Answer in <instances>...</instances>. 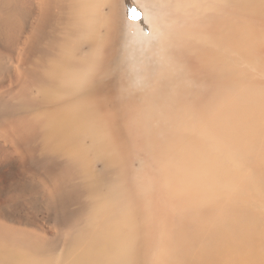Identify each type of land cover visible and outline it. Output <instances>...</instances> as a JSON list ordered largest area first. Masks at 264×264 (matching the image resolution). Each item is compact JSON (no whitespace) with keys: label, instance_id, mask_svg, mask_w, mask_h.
<instances>
[{"label":"bare ground","instance_id":"1","mask_svg":"<svg viewBox=\"0 0 264 264\" xmlns=\"http://www.w3.org/2000/svg\"><path fill=\"white\" fill-rule=\"evenodd\" d=\"M112 1L0 0V210L20 202L27 179L48 185L53 214L51 229L30 222L37 230L21 235L22 220L0 213V264H264V87L218 55L248 48L264 61V0H226L244 21L220 20L208 30L216 53L185 60L204 94L176 81L169 95L120 88L125 99L108 78L120 27ZM149 24L140 43L123 44L130 77L155 43L183 59L170 31ZM41 163L58 170L29 175Z\"/></svg>","mask_w":264,"mask_h":264},{"label":"rangeland","instance_id":"2","mask_svg":"<svg viewBox=\"0 0 264 264\" xmlns=\"http://www.w3.org/2000/svg\"><path fill=\"white\" fill-rule=\"evenodd\" d=\"M27 1L32 4L33 2H35V0ZM112 2L120 10V17L118 20L120 22V27L115 31V41L112 45L113 52L115 54V69H111V73L108 75V78H111V80H113L114 78L116 85L114 92L117 93L118 97L124 99L127 97V95L119 91L120 88H123L126 91H131L132 86L137 85L140 87H144L145 93L147 94L151 91V89H154L153 87L155 85H157V89H162L167 92V95H169V86L176 81L181 85V88L183 87V90L186 89L185 91L187 93L196 96L204 94L206 89L202 87L199 82L194 81L193 77L190 75L191 72L189 73L186 69L187 64L185 60H188V58H195L203 51L210 50L211 52L216 53L217 48L214 44L215 40L208 36V30L220 20L235 19L237 22L244 21L238 18H234V11L232 7L226 2V0H113ZM142 4H145L148 8L151 16L150 19H147L145 17V12ZM133 9H135L139 14L136 19L132 18ZM105 12H107L106 14L110 12V10H108V7H105ZM54 14L58 18V16H60V10L56 9ZM57 18L55 19V22H61L57 20ZM149 21H152V24L155 26V28L156 26L158 28V25L161 23L165 29L170 31L171 37L173 38L174 43H176V45L178 46L183 59L178 66L174 63L172 56L169 57L170 52L167 53L165 50L160 51V44L155 43V45L148 51L147 55L145 56L146 59L144 58L145 60L149 59L148 64L143 65L142 68H140V72L135 77H130L128 70L132 66H129L124 60H122L123 62L120 61L123 52V44L125 40L131 35L136 40H139L138 42L140 43L144 38V34L146 32H149L151 29ZM164 22L166 24H164ZM57 25L59 29L62 28V25ZM198 30H202L204 32L196 33L195 31ZM157 33L162 36V33L160 31L157 30ZM83 47L85 51L91 50V45L88 43L83 44ZM42 49L46 50L44 46H42ZM158 54H160L161 56ZM218 55L224 60L227 65L234 66L239 71L246 73L248 75V77H245L247 80L255 81L256 83L264 87V61L262 60L261 64L257 63L255 61L254 53L251 52L250 49L246 48L242 51V53L239 54L226 48V52H221ZM116 62H120L119 66L116 64ZM147 68H149V70ZM176 70L179 71L177 72ZM176 72L178 73V75L180 73V75L177 76ZM129 78L133 81L132 84L129 83ZM141 79L143 80L142 83H140ZM6 81L11 85L10 89L14 91L17 86L13 85V72H10L8 74ZM183 84H185V86ZM198 85L201 87L199 88ZM218 90L219 82L215 80L214 92L217 94ZM135 94L138 95L139 93ZM223 94L225 96L226 93ZM4 96L6 99L17 97H11V95L7 92H5ZM220 107L221 106H218V108H213L211 114L213 116H216ZM234 115V113H228L226 115V130H229L228 134H230V136L232 137H235V135L237 136L235 130L238 127L234 124ZM39 138L41 141V135H39ZM146 158V152L138 154L135 157V168H139V164H143L146 161ZM96 163L97 164L95 165V168L99 172H103L102 163ZM57 170L58 168L51 169L41 163L40 165H35L34 169L30 172L29 175H33L35 177L40 174L48 175L49 173ZM20 191V202L12 206L8 210H0L1 216L4 219L6 215L11 216L12 219L20 218L22 222L18 226L20 227L21 231L17 232L21 235L25 234L26 229L37 230L36 228L29 226L30 222L44 224L51 229L53 214L48 207L47 201L45 200L46 194L48 192V185L42 186L36 184L34 186H31L27 182V179H25L22 182ZM24 197H28V200H25ZM15 208L19 209L15 211ZM260 212H264V209L260 210ZM26 225H28V227H26ZM0 232H3V230H0ZM259 239L264 249V238Z\"/></svg>","mask_w":264,"mask_h":264},{"label":"snow or ice","instance_id":"3","mask_svg":"<svg viewBox=\"0 0 264 264\" xmlns=\"http://www.w3.org/2000/svg\"><path fill=\"white\" fill-rule=\"evenodd\" d=\"M138 13L136 12V10L135 9H133V11H132V18L133 19H136L137 17H138Z\"/></svg>","mask_w":264,"mask_h":264}]
</instances>
